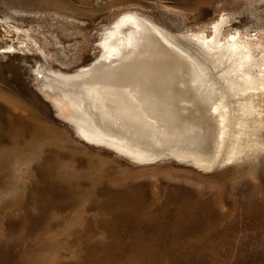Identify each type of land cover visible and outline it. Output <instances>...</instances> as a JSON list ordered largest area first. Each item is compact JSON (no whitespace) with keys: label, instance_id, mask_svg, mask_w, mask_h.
Returning <instances> with one entry per match:
<instances>
[{"label":"rangeland","instance_id":"rangeland-1","mask_svg":"<svg viewBox=\"0 0 264 264\" xmlns=\"http://www.w3.org/2000/svg\"><path fill=\"white\" fill-rule=\"evenodd\" d=\"M129 13L237 42L167 43L150 93L125 99L214 165L89 141L45 91L39 69L89 65ZM243 68L264 81V0H0V264H264V84L234 89Z\"/></svg>","mask_w":264,"mask_h":264},{"label":"bare ground","instance_id":"bare-ground-1","mask_svg":"<svg viewBox=\"0 0 264 264\" xmlns=\"http://www.w3.org/2000/svg\"><path fill=\"white\" fill-rule=\"evenodd\" d=\"M127 26L131 27L128 31L125 30ZM103 38L101 44L104 52L101 57L74 73L38 70L45 82V91L62 105L65 112L74 110L68 118L78 131L87 140L114 147L135 160L176 157L201 166L214 165L216 156L204 151L203 141L186 135L179 138L181 143L174 144L173 138L167 133V125L157 123L148 115L143 116V120L138 119L140 112L128 105L125 99L136 89L147 92L146 95L150 93L152 88H144L143 85L153 81L150 73L155 65L164 67L165 54L170 53L167 43L190 57L183 42L198 43L217 53L224 50L232 52L237 42L218 45V42L205 35H172L133 13L118 19ZM139 70L144 71L142 75ZM241 72L244 80L233 82L237 91L243 89L240 87L243 84L245 89L264 84V81L254 78L244 68ZM247 107L251 109L252 105ZM223 121L224 118L219 119V122ZM226 135L227 131L220 132L218 147L223 145Z\"/></svg>","mask_w":264,"mask_h":264}]
</instances>
